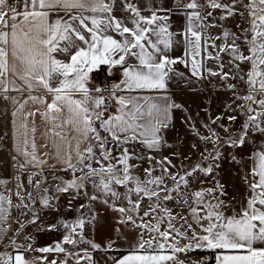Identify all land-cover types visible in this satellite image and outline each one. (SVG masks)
Here are the masks:
<instances>
[{
	"label": "snow or ice",
	"instance_id": "6c2138e0",
	"mask_svg": "<svg viewBox=\"0 0 264 264\" xmlns=\"http://www.w3.org/2000/svg\"><path fill=\"white\" fill-rule=\"evenodd\" d=\"M174 12L184 17L179 32ZM236 17L245 26L232 31L225 22ZM181 45L182 54L173 55ZM177 65L197 80L218 79L232 94L224 113L205 109L204 133L183 117L205 145L188 165L190 157L168 139L175 112H187L169 93L173 77H184ZM0 102L14 109L16 151L24 157L18 171L40 169L28 174L32 191L20 175L14 192L0 179L8 192L0 191V264H99L94 252L128 243L122 228L135 233L134 242L110 258L114 264H264V0H174L172 7L154 0H0ZM29 102L36 107L26 110ZM37 116L46 127L39 148ZM247 145L251 166L242 179L249 195L236 211L219 171L228 149ZM227 158L240 163L235 154ZM45 165L71 179L54 177L60 183L50 190L35 179ZM141 169L143 178L134 174ZM63 194L78 215L38 226L64 230L59 241L38 247L24 234L41 220L36 205L58 211ZM82 197L87 204L72 203ZM96 201L115 213L116 238L104 246L85 234Z\"/></svg>",
	"mask_w": 264,
	"mask_h": 264
},
{
	"label": "rangeland",
	"instance_id": "374dc122",
	"mask_svg": "<svg viewBox=\"0 0 264 264\" xmlns=\"http://www.w3.org/2000/svg\"><path fill=\"white\" fill-rule=\"evenodd\" d=\"M216 15H219V13H216ZM227 27L231 29L232 31H238L236 28V24H241V26H245L244 22L240 20L239 17H236L234 20H228L225 22ZM219 32V29H216L213 31V34H216ZM227 59V57H225ZM215 67L214 65H211ZM227 70V69H226ZM186 80L183 81V85L185 86V89H187V92H183V95L181 99L177 100V103H180L184 106V108L187 110V112L183 111H176V120H175V129L171 131L168 135V139L170 143H173L175 145L173 151H176L178 153H181L182 155H187L190 157L188 160H184V163L186 165L188 164H194L199 161L200 156V150L205 147L204 144H202L197 137L193 134L192 131L189 130L188 125L182 123V119L185 115H190L192 117V121L195 122L196 127L200 129L202 133H204V129L201 126V121L207 122L208 116L205 113V109L208 110V112L215 117L216 115H220L221 113L225 112V105L231 101L232 94L229 92L224 91L221 89L219 85V81L216 78L209 77L206 80H197L195 77L187 75ZM215 85V86H214ZM221 123H227L226 120L221 121ZM212 127H216L215 125H212ZM236 128L239 127V124L235 126ZM217 131L221 132V136H224L225 134L222 132V130L217 129ZM196 144L197 148L192 149L191 145ZM250 145L245 146L243 149H228L225 153V159L221 161V169L219 171V178L221 179V182L225 185L228 197H233L235 195H240L243 192L247 190V187L242 179L245 172L248 170V161H246L247 157V150ZM207 147L211 148V145H208ZM232 153L236 155V158L240 163L233 162L228 157V154ZM168 154V153H166ZM176 163H179V161H174ZM135 163V162H133ZM143 167H147V164L143 165ZM135 175H140L141 178H143V171L142 169L140 171L134 172ZM60 177L63 180H69L71 179L70 173H45L41 174L38 177H35V179H40L44 181V186L48 187L50 190L56 185L60 183L59 179H54V177ZM28 187V191H32L33 189L30 186ZM89 194L92 193L91 185L88 186ZM121 191H123L121 189ZM51 194V192L49 193ZM187 195V192L185 193ZM227 197V198H228ZM81 203L87 204L86 198L78 199ZM226 203H229L233 206V208H236V200H227ZM39 205V204H38ZM37 207V205H36ZM169 207L175 208L174 204H169ZM93 208L95 209L96 219L102 218L105 219L106 215H103V211H105V205L101 203L100 201L93 202ZM177 211V209H175ZM232 209H228L227 211H230ZM101 214V216H100ZM100 216V217H99ZM113 223H115L113 226L114 228L117 226L115 222V216H112ZM59 220V221H58ZM50 222L48 224V221L44 223V227L46 228L48 225H51L53 223L59 224L60 220ZM95 222H93L91 225H88L85 230V234L88 239H95V237H99L101 239V243L99 241H96V243L101 244L102 246L106 245L109 239H115L116 233L114 230H96L95 229ZM63 228H58L55 231H46L45 233H55L59 234ZM122 231H125L129 236L128 243H125L123 239L118 240L115 247L118 249V251L113 252H94V254L97 256L99 254H104L107 256H117L119 255V252H126L128 251L127 248L130 247L131 243L134 242V236L135 233L128 231L127 229H121ZM92 239V240H93ZM86 246V245H85ZM129 246V247H128ZM192 257V256H191Z\"/></svg>",
	"mask_w": 264,
	"mask_h": 264
},
{
	"label": "crops",
	"instance_id": "0c3cea01",
	"mask_svg": "<svg viewBox=\"0 0 264 264\" xmlns=\"http://www.w3.org/2000/svg\"><path fill=\"white\" fill-rule=\"evenodd\" d=\"M10 3H14L15 0H9ZM145 2H151V0H145ZM154 3L159 6L160 4H163L164 7H172L174 0H154ZM117 15H120V13H117ZM171 23L173 25V28L175 31L179 32L182 30L183 25H184V17L178 13H173L172 17H171ZM242 47H244L242 45ZM183 51V46L181 45L180 47L177 48V50L173 53V55L179 56L182 54ZM176 68L178 69L179 72L184 74V77L181 78L179 76L173 77V79L171 80V82L169 83V93L172 97V99H174L176 102L178 99H181L183 95V92H187L185 89V86L183 85V81L186 80V76L189 75L191 76L190 72L188 71V69L184 68L182 65H177ZM98 81H101V75L97 77ZM27 94L25 93V96ZM50 100V97L48 98ZM36 106L32 105L31 102H29V105L26 107V110H31L34 109ZM13 106L11 104H5L0 102V179H5L8 181L7 184V188L12 189V191H15L16 188V181H15V176L20 175L21 179L24 181L25 186L27 187V177L28 174L31 172H39L40 169L38 168H32L29 167L27 168L26 171L24 172H20L18 171V165L24 163V157L20 156L17 154L16 151V142H15V138H14V127H13V117L11 115L12 111H13ZM175 117H176V112H175ZM36 124L38 126V133H37V137H36V141H37V145L39 148V145L41 143H45L46 141L43 140L41 134L46 130V127L44 125V123L41 121L40 117L37 116L36 117ZM83 147V145H82ZM252 145L249 146L248 148V152H247V157H246V161H248V169L251 166V162L248 159L249 153L252 151ZM47 149H39V151L42 153L44 151H46ZM167 153V152H166ZM165 153V154H166ZM167 155V154H166ZM16 159H13V158ZM135 162V161H133ZM51 163H55V161H50ZM45 173H60L63 174L65 172L60 171L59 167L57 168H51L48 165H45L43 167V171L42 174ZM205 187L208 186V184L204 185ZM196 187H199V185L195 186L192 190L194 191ZM123 190V189H122ZM0 191L5 192V194L7 195L8 192L5 191V186L0 185ZM187 195H190V193L187 192ZM249 195L248 190H246L245 192H243L242 194H238L235 195L233 197H228L227 200H236V211H239L240 209V202L245 200V198ZM14 202H15V197H13ZM71 199V195L70 194H63L60 196L59 201H57V205L59 210H48V209H41L40 205L37 204V209L40 211V215H41V220L38 222L37 225H29L26 228L25 231V235L27 234H31L35 240H36V246L40 247V246H46V245H50L53 244L57 241H59L62 238V235L64 234V230L61 231V233L59 234H55V233H45L46 231H37V227H44V223L45 221H48V224L50 222H53L54 220L57 221L58 219H67V220H72L75 219L76 216L78 215V213H76L74 210L73 211H68V202ZM73 204L75 205H79L81 202L79 200H74L72 201ZM105 211H103V215L105 216V219L102 220V218H98L96 219L95 222V229L96 230H100V231H104V230H114V224L113 223V219L112 216H115V213H113L109 208H107V206H105ZM177 211H180V209H177ZM186 211V210H185ZM231 211H228L229 214H231ZM19 215V213L16 210H13V219H15L17 216ZM101 216V214H100ZM99 216V217H100ZM21 219L23 220L24 218L21 217ZM59 221V220H58ZM57 221V222H58ZM113 224V225H112ZM18 227V225L13 224V228ZM123 229V228H122ZM128 231H131L130 229H127ZM9 237H11V233H9ZM95 239H93L95 242L99 241L101 243V240H105V239H101L99 237H95V235L93 236ZM91 239V240H92ZM22 242V241H21ZM7 243V240H5V244ZM81 248L83 247H87L85 245H81ZM129 247V246H128ZM3 248V245H0V249ZM129 250V248H127ZM127 254V251L126 253ZM121 254V255H124ZM35 255V254H34ZM95 259L99 262V264H114L113 260L110 259L111 257H116L118 258L121 255H117V256H107V255H95L93 253ZM60 258H63L62 256ZM194 258V257H193ZM71 264V262H70Z\"/></svg>",
	"mask_w": 264,
	"mask_h": 264
},
{
	"label": "trees",
	"instance_id": "16d2710c",
	"mask_svg": "<svg viewBox=\"0 0 264 264\" xmlns=\"http://www.w3.org/2000/svg\"><path fill=\"white\" fill-rule=\"evenodd\" d=\"M126 252H119V255L124 254ZM200 255H209L208 253H201ZM192 256V257H191ZM195 257V254H189V258Z\"/></svg>",
	"mask_w": 264,
	"mask_h": 264
},
{
	"label": "built area",
	"instance_id": "2783aa9c",
	"mask_svg": "<svg viewBox=\"0 0 264 264\" xmlns=\"http://www.w3.org/2000/svg\"><path fill=\"white\" fill-rule=\"evenodd\" d=\"M103 80V76L101 75V81Z\"/></svg>",
	"mask_w": 264,
	"mask_h": 264
}]
</instances>
